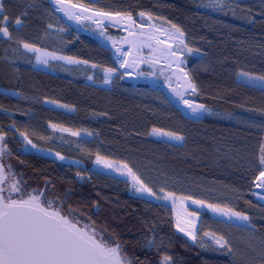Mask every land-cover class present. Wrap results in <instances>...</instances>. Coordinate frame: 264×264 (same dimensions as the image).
Segmentation results:
<instances>
[{"label":"trees","instance_id":"16d2710c","mask_svg":"<svg viewBox=\"0 0 264 264\" xmlns=\"http://www.w3.org/2000/svg\"><path fill=\"white\" fill-rule=\"evenodd\" d=\"M54 1L0 0L9 32L0 33V136L25 197L44 191L43 199L62 206L65 215L95 222L106 239H119L132 264H264V204L252 194L264 154V90L218 74L223 68L264 78V0H64L133 19L144 12L158 26L179 28L184 44L173 50L195 85L193 100L204 107L200 120L185 116L160 89L118 78L107 88L101 75L91 83V68L118 70L115 56L72 27ZM24 44L84 65L37 69ZM154 132L183 142L156 139ZM31 146L80 166L41 156ZM98 156L126 164L153 194L240 212L247 225L203 213L190 242L178 232L170 207L94 170Z\"/></svg>","mask_w":264,"mask_h":264},{"label":"snow or ice","instance_id":"6c2138e0","mask_svg":"<svg viewBox=\"0 0 264 264\" xmlns=\"http://www.w3.org/2000/svg\"><path fill=\"white\" fill-rule=\"evenodd\" d=\"M81 7L84 11L88 10L84 6ZM0 12H3L2 6H0ZM94 15L100 17L113 16L112 13L99 10ZM139 15L144 17L145 13L140 12ZM115 17H119V19L114 20L115 23L127 22L129 34L137 37L132 41H126L137 51L142 47L152 48L153 42L157 45L165 43L155 35V32L159 30L155 25H149L153 29L152 32H136L132 30V27L140 28L142 26L137 24L130 13L123 15L117 12ZM0 20L5 25L0 26V33L8 36L7 16L0 17ZM20 23L21 21L17 19L16 24L19 25ZM173 28H175V25H173ZM175 32L179 34V37H183V32L179 28H175ZM180 43L184 44L183 39H180ZM24 47L29 51L34 50L28 44H24ZM188 50L192 51L191 49ZM120 51V49H117V52ZM153 51L155 52L157 49L153 48ZM159 51L160 55L165 58L177 55V52L172 50L171 45ZM123 54L127 55L129 53ZM152 62L149 61V63ZM182 63V60L169 59L166 67L171 68L175 64L177 69L182 71L180 69ZM121 66H126V62L122 63ZM107 71L112 72L111 69ZM182 78L186 81V87L195 91V85L188 79L187 73ZM107 82L108 79L106 78L105 83ZM189 107H192V105L189 104ZM199 107L202 108V106ZM196 110V108H193V112ZM154 131L156 130L154 129ZM175 139H181V137H175ZM0 141H3V136H0ZM3 152V146H0V155ZM262 152H264V149H262ZM60 158L63 159V157ZM100 159L98 156L97 162H100ZM260 163L264 165V155L261 156ZM106 166L111 167L110 164H106ZM123 167L127 169L128 174L139 185L136 191L153 195L152 190L140 181L131 168H128L126 164ZM258 179L260 183L257 186L264 188V171L260 172ZM4 180L3 166H0V185L4 183ZM24 192L25 190L15 180L12 181L8 189L0 186V264H132L131 260L125 255L123 244L119 239L117 237H113L111 240L106 239L104 234L97 230L95 222L82 225L73 216L65 215L62 206L54 207V201L43 199L44 191L33 190L31 193H27L26 198ZM14 193H20V195L14 196ZM158 198L172 199L173 203L176 199H180L175 197L174 193H165L164 197ZM260 198L264 200V196ZM193 203L202 204L203 202L193 201ZM209 207H212L214 211H220L222 215H227L229 219L232 217L240 221H248L249 219L248 216L240 212L220 209L212 205H209ZM180 230L185 231V235H188L191 239H196L194 232L185 229ZM213 239L220 248H227L228 252L232 251L228 247L227 241L215 236H213ZM153 243V241H149L150 245ZM169 259L168 256L164 257L165 262Z\"/></svg>","mask_w":264,"mask_h":264},{"label":"rangeland","instance_id":"374dc122","mask_svg":"<svg viewBox=\"0 0 264 264\" xmlns=\"http://www.w3.org/2000/svg\"><path fill=\"white\" fill-rule=\"evenodd\" d=\"M53 4L55 7L56 1H54ZM56 8L59 10L60 13L66 12V15H64L65 16L64 19L72 27H74L80 33L95 39L102 46L109 49L115 56L118 70L109 73L107 70L98 71L96 68H91V70L93 71V75L89 78V81L91 83L95 82V79L98 75H101L104 80L102 86L107 88L111 86L112 81L115 78H118L120 82L130 84L133 87L139 85H145L153 89H160L167 94L170 100L178 108L180 109L184 108L186 106H189V104L192 105L193 107L198 108V112H195V114L193 115L187 114L189 116L188 118H190L191 120H200L204 117L205 115L204 107L203 106L202 108L199 107L201 105L197 104L193 100L196 91L194 93H189V92H183L181 90H176L177 92L175 95H172L171 93V91L175 89V80L173 77V70L169 67H166L167 61L171 57L170 58L162 57L160 55L159 50L166 49L168 45L172 46V50L175 44L183 45L180 43V39H183V37H179V34H177L175 31H169L161 26H158L148 17L146 16L140 17L139 15L137 19L134 20L137 22V24L141 25L142 27L137 28L133 26L132 30L136 32H141V31L152 32L153 29L149 27V25H155L156 28L159 29L158 31L155 32V35L158 36L162 41H165V43L157 45L155 44V42H153L152 48L142 47L139 49V51H137V49L133 48L130 43L126 42L137 39V37H133L129 34V27L127 22L124 23L114 22V20L119 19V17H115V15H113L112 17H100L94 15L95 12H92L90 10L84 11L82 7H79L76 4L73 5L65 4L62 10L58 6H56ZM59 12L57 13L60 15ZM67 12L75 13L76 15L75 18L69 17L67 15L68 14ZM153 48L157 49V51L154 52ZM117 49H120L121 51L117 52ZM24 50L34 55L35 57L34 67L40 70H44L48 72H58V71L65 72V70L67 69L84 65L75 60L64 58L62 56L47 51H43L39 49H34L33 51H29L25 47ZM123 53H129V54L124 55ZM149 61H153V62L149 63ZM124 62H126V66H121L122 63ZM181 69L183 70V63ZM218 74L223 77L227 76L229 79L233 81L245 83L247 85L264 90V79H258L260 77H256L254 75L243 73L240 71H229L223 68L218 69ZM106 78L108 79L107 83H105ZM185 101H187V103H185ZM44 104L50 107L65 110L67 112L71 110L67 106L50 101H45ZM165 133L166 132H154L153 137L176 145L182 144L183 138L181 136L174 134L166 135ZM175 137H181V139H175ZM0 146H3L4 148V152L2 155H0V157L3 166L5 168L6 174L8 176V187H7L8 189L12 181L14 180L18 181L20 184V180L6 161L4 138L3 141H0ZM31 150L41 156H45L75 166H80L79 163L64 158L61 159L60 158L61 156L56 155L52 152L42 151L33 146H31ZM106 164H110L111 167H107ZM93 169L98 172L126 180L133 185V192L135 195L157 201L165 206L170 207L174 214V220L178 232L184 235L185 237H187V239L190 242H194L195 240L191 239L188 235H185V231H181L180 229H185L186 231L194 232L196 236L200 222V214L203 213H208L211 217L221 221H225L229 224H234L239 226L247 225V221H240L235 217L229 219L227 215H222L220 211H214L212 207H209L210 204L193 203V201L195 200L185 199L178 196L175 197H178L180 199H176L175 203H173L172 199L158 198V197H164L165 193L149 195L147 192H138L136 191V188L139 187V185H137L133 177L128 174V171L126 168L123 167V164L101 158L100 162H97V159L95 160ZM262 171H264V165H262ZM259 183L260 180L257 179V181L253 185V196L258 202L264 204V200L260 198L264 196V188L258 187L257 185ZM13 195L19 196L20 193H14ZM81 224L83 225V223Z\"/></svg>","mask_w":264,"mask_h":264},{"label":"bare ground","instance_id":"6f19581e","mask_svg":"<svg viewBox=\"0 0 264 264\" xmlns=\"http://www.w3.org/2000/svg\"><path fill=\"white\" fill-rule=\"evenodd\" d=\"M170 59L171 60H181V57L175 56V57H171ZM167 63H168V61H167ZM181 66H182V64L180 65V69H181ZM171 69L173 70V77L175 80V89L173 91H171L172 95L176 94V92H177L176 90L194 93L195 91H193L191 88L186 87V81L182 78L184 76L185 72L183 70L180 71L179 69H177L175 64L172 65ZM193 108H196V107L186 106L184 108H181L180 110L183 112V114L185 116L189 117L187 114L193 115V114H195V112H198V108H196L197 110L195 112H193Z\"/></svg>","mask_w":264,"mask_h":264},{"label":"crops","instance_id":"0c3cea01","mask_svg":"<svg viewBox=\"0 0 264 264\" xmlns=\"http://www.w3.org/2000/svg\"><path fill=\"white\" fill-rule=\"evenodd\" d=\"M65 4H70V5H73L74 3L73 2H71V1H64V0H58V1H56V6H58V7H60L61 8V10L63 9V6L65 5ZM56 6L54 7V9L57 11V12H59V10L56 8ZM60 13V12H59ZM68 14V16L69 17H73V18H75V13H73V12H67ZM60 15L61 16H63V18H65V16L64 15H66V12H63V13H60Z\"/></svg>","mask_w":264,"mask_h":264},{"label":"water","instance_id":"95a60500","mask_svg":"<svg viewBox=\"0 0 264 264\" xmlns=\"http://www.w3.org/2000/svg\"><path fill=\"white\" fill-rule=\"evenodd\" d=\"M0 166H3L1 157H0ZM3 170H4L5 180H4V183L2 185H0V186H3L5 189H7V187H8V176L6 174L4 166H3ZM6 194H7V192H6Z\"/></svg>","mask_w":264,"mask_h":264},{"label":"built area","instance_id":"2783aa9c","mask_svg":"<svg viewBox=\"0 0 264 264\" xmlns=\"http://www.w3.org/2000/svg\"><path fill=\"white\" fill-rule=\"evenodd\" d=\"M253 194V193H252Z\"/></svg>","mask_w":264,"mask_h":264}]
</instances>
